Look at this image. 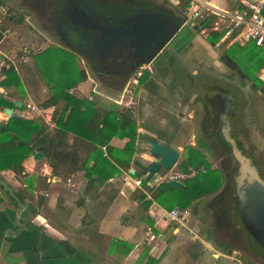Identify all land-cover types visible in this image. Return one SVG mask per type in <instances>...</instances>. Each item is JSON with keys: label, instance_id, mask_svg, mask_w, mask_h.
I'll use <instances>...</instances> for the list:
<instances>
[{"label": "crops", "instance_id": "0c3cea01", "mask_svg": "<svg viewBox=\"0 0 264 264\" xmlns=\"http://www.w3.org/2000/svg\"><path fill=\"white\" fill-rule=\"evenodd\" d=\"M156 1L157 4L163 2L162 0ZM169 1L182 10L188 0L185 4H182V0ZM208 3L212 7L210 14L214 15L213 20L209 26L203 28L205 32H202L203 29L198 28L199 22L196 26L193 25L195 28L193 29L201 33L210 31L207 36L211 37L214 35L211 32V26L218 18V11L230 10L236 2L234 0H208ZM77 5L80 4L77 3ZM114 5H116L115 0H107V3L102 5L105 6V10L103 9V15H99V19L92 13L94 8L86 9L83 6L81 8L78 6L81 13L76 14L75 18L79 22L81 18L79 16L86 15L89 23L95 24L96 27L103 26L107 28L96 44L97 52H99L103 60L112 59L114 57L112 53H114L116 47L121 46L123 43L120 40L118 44L110 45L106 49L102 47V37L108 33L110 34L109 28L116 26L110 23V18L114 16L112 15V12L115 11L113 9ZM130 12L134 15L139 13L142 16L140 19L135 20V24L138 23L136 25L144 23L143 25L146 26L149 25L147 23L151 20L160 19L156 11H150L148 6L137 12V8L133 3ZM22 27H16L13 31L22 29ZM188 28L190 29L191 27L185 23L177 27L171 40L174 49L176 48L179 51L188 49L192 40V36H184ZM193 29L192 34L197 37L198 33H193ZM10 35L0 37V58L3 52L12 54L21 45L33 44V42L20 44L11 38L12 36ZM31 39L34 42H40L41 46L49 45L47 39H43L42 42L36 38L31 37ZM48 39L51 43V39ZM60 42L57 46L69 54L72 59L75 58L78 62L80 61L83 64L81 71H84L88 76L87 79L71 88L69 92L78 98H88L94 101L99 110L118 106L120 110L127 111L118 103V99L122 94L117 96L112 87L101 86L100 80L97 78L99 75L109 74L108 70L111 69V66L109 64H99L93 70L87 66L86 55L82 51L70 47L62 39H60ZM219 42L222 41L220 40ZM212 45H214V48L208 45L211 49L210 53L213 58L218 60V56L222 51L219 49L220 46L215 43ZM136 48V46L133 47V50ZM16 62L17 69L14 70L18 73L23 87L14 85L12 90L8 91V88L1 83L7 76L6 69L0 74V99L8 103L3 106L0 105V120L5 121L7 126L12 118L8 119L4 110L13 108L14 112L23 116L22 119L35 124L33 128L28 126L20 135L22 139H29V137H36L35 133L42 124L47 125L49 130H53L56 127L55 115L57 110L59 111L65 106V102L60 100L57 104H46V101L54 96L53 82L56 81L53 79L52 74L49 75L46 72L47 76L44 74L43 70H41V65L38 64L34 57L32 59L29 55L24 60L18 59ZM212 66L218 69L221 68V63L217 61ZM78 73V68L75 66L73 73L75 78ZM92 75L95 77H92ZM153 79V76L148 72L142 78V84L138 89L140 102L143 99L148 100L150 97L149 94L148 96L145 95V88L150 92L157 91V88L152 84L153 82L151 83ZM16 100L23 103L21 108L15 104ZM105 101L107 104H104ZM27 102L35 103L41 111L34 112L30 110L26 105ZM148 104L149 102H147V107ZM128 111L132 112L138 126V138L135 141L134 149L130 150L126 147L130 138L118 132L111 139L110 146L111 154L129 161L130 167H121L120 174L113 175L102 184H99L98 181H91L90 179L92 177L95 178L97 175L87 176L86 169L79 170L69 177L53 174L45 155L43 159L38 161L33 158V152L38 147L33 148L31 154L23 161L22 165L25 169L23 173L17 174L11 169L0 171V179L2 180H0V183L5 187L0 186V264H31L33 262L31 258L35 257L31 248L39 236L46 239L48 244H56V249L63 252L68 264H95L97 256L95 254L99 253V251H105L114 257H136L135 261L130 260L131 264H137L138 260H143L142 263L145 264L148 259L147 253L157 256V264H242L240 251L237 248H230L228 246L229 243L216 237L221 235L223 238L228 232L216 225L218 218L203 212L196 215L198 213L197 207L200 204L199 198L194 199L186 208L188 212L187 220L186 224L182 225L171 221L168 217V211L171 208L165 206L164 202L169 199V195L160 198V200L154 197L160 184L166 178H178L184 182L186 178L193 177L195 170H199L201 167L190 166L188 171H185L181 166L185 159V148L194 145V134L188 126V119H182L184 127L182 131L178 132L177 137L172 142V146L181 152L178 163L166 175L163 176L161 174V177L154 182V180L148 181L145 179L146 173L142 176L136 175L138 171L143 169L142 166H137L136 161H140L143 165L149 163V160L143 154L147 151H141L144 146L140 143V137H143L142 141L146 147V135H154L152 132L154 130L149 128L144 122V116L149 114V112L148 110L145 111L142 114L143 119L140 120L138 112L133 109ZM153 121L170 130H174L177 123L174 119L162 116H156ZM73 138L74 134L71 133V142ZM102 150L104 155L108 154L106 147L103 146ZM83 155L86 156V153ZM138 156L141 159L137 158ZM95 164L96 162L93 160L91 165L95 166ZM132 169L135 170L134 173L131 172ZM200 170L205 172L206 169L202 166ZM217 172L219 173V171ZM139 179L143 180L141 185L136 182ZM221 187L215 193H212V196L216 195ZM177 189L179 188L173 187L172 191L167 194H177ZM15 193L20 194L21 197L19 198ZM173 207L180 208L177 204ZM191 209H193V213ZM229 218L233 224L232 226L240 231L238 224L240 222H238L237 215L233 213ZM172 225H175L176 228L165 240L160 239V234L164 230L168 231L171 229ZM72 227L81 229L86 240H88L86 248L81 246V243L68 242L69 230ZM150 229L157 234V238H150L148 233ZM182 230H185L190 235L182 236V240L186 241V247L184 253L177 256L174 253V248L179 245L182 247L183 245L181 244L180 235ZM247 234L252 238L251 232H247ZM172 236H175L180 241L172 242L170 244L171 248L165 253ZM145 240L148 243H144ZM143 244H145L144 248L141 246ZM123 249H129L130 251L125 254ZM209 254L214 258L211 263ZM216 261L219 262L217 263Z\"/></svg>", "mask_w": 264, "mask_h": 264}, {"label": "flooded vegetation", "instance_id": "af4514ba", "mask_svg": "<svg viewBox=\"0 0 264 264\" xmlns=\"http://www.w3.org/2000/svg\"><path fill=\"white\" fill-rule=\"evenodd\" d=\"M3 1L9 4L15 20L37 23L49 33L53 30L67 45L82 51L89 68L94 70L99 64H109V74L97 78L101 86L112 87L117 96L122 94L137 70V62L168 40L151 62V71H147L153 76L151 83L157 91L144 90L145 95L149 94L152 98L151 101L148 99V106L154 105L155 115L174 119L177 123L174 130H170L155 123L150 114L144 116V122L154 130V135L163 136L172 145L184 127L182 119H188V126L194 134V145L191 147L204 156L211 169L219 171L223 181L216 195L198 197L200 201L207 198L201 212L216 216V225L231 232L236 240L240 232L232 226L229 218L233 213L238 217L239 228L246 234L249 232L242 217L249 206L255 209V192L264 194V171L257 162L259 152L255 146V94L264 97V84L255 80L252 60L249 59L244 68L231 54L222 51L218 56L222 65L217 69L212 66L213 63L210 66L203 61H195L188 49H174L171 40L185 16L169 0H162L161 4H157L156 0H115L110 23L115 24L117 30L113 28L115 32L112 34L122 38L123 43L116 47L112 53L114 57L109 60H103L96 49L97 40L107 28L89 23L86 15H80L79 22L75 20L80 12L78 6L94 8L92 13L99 19L105 10L102 5L107 0ZM133 3L137 12L148 6L150 11H156L160 19H153L146 26L144 23L136 25L135 20L142 16L130 12ZM135 46L138 49L133 50ZM195 166H201V169L206 165L199 162ZM200 169L195 170L193 177L203 171ZM250 239V243L264 256V244L256 237ZM56 246L48 244L43 237H37L31 248L35 256L31 258V264H68L63 252ZM240 248L244 250V247ZM258 254H253L255 262L264 264V258L261 259Z\"/></svg>", "mask_w": 264, "mask_h": 264}, {"label": "trees", "instance_id": "16d2710c", "mask_svg": "<svg viewBox=\"0 0 264 264\" xmlns=\"http://www.w3.org/2000/svg\"><path fill=\"white\" fill-rule=\"evenodd\" d=\"M186 1L182 0V4H185ZM213 18L214 15L209 14L200 20L198 28L203 29L209 26ZM19 22L22 21L19 20ZM213 34L216 39L214 43L216 44L217 41L221 40L223 32L215 31ZM225 43L226 41L221 42V44ZM235 45H229V48ZM252 47L254 54L250 59L253 60L255 57V69H258L264 66V48ZM40 58L42 60L39 63H41L43 69L47 68L46 70H50L48 67L51 61L58 62L59 73L62 75L59 79L58 75L52 74L53 79L56 81L53 82L54 96L48 99L46 104H57L62 100L65 102V106L59 111L57 110L55 115L56 127L53 130H49L47 125L42 124L35 133L36 137H29V139H22L20 135L28 126L33 128L35 124L22 118L10 119L7 126L5 125L4 129L0 131V171L11 169L17 174L23 173L25 171L22 165L23 161L31 154L33 148L39 146L43 147V153L55 175L69 177L79 170L86 169L87 176L97 175L95 178L92 177L91 181H98L99 184H102L113 175L120 174L121 167L129 168V161L111 154L110 141L118 132L130 138L126 147L130 150L134 149L135 141L138 138V126L132 112L118 110L114 107L99 110L94 101L88 98H78L69 92L71 88L87 79L88 76L79 69V73L75 78V74H73L75 62L63 50L48 48ZM5 72L7 76L1 83L8 88V91L12 90L14 85L23 87L18 73L13 68L6 69ZM255 80L262 84L259 78L255 77ZM5 104L8 103L0 99V105ZM71 133L74 134L72 142L70 141ZM103 146L106 147L108 154L104 155ZM84 153H86V156L83 155ZM93 160L96 162L95 166L91 165ZM199 162L206 165L204 166L206 171H200L197 176L186 178L184 189H177V194H167L172 191L173 187L164 181L160 184L154 197L157 200L167 195H169V199L188 197V202L177 204L180 208L186 209L199 196L215 193L221 187V175L211 169V166L204 160V156L188 146L185 150V159L181 164L182 168L188 171L190 166H195ZM144 173L145 170L142 169L136 175L142 176ZM0 186L5 188L2 183H0ZM15 195L21 197L18 193H15ZM174 205H168L167 207L172 208ZM123 251L128 254L130 250L123 249ZM141 263L142 261L138 260L137 264ZM145 264H157V259L149 256ZM244 264L253 263L246 260Z\"/></svg>", "mask_w": 264, "mask_h": 264}, {"label": "rangeland", "instance_id": "374dc122", "mask_svg": "<svg viewBox=\"0 0 264 264\" xmlns=\"http://www.w3.org/2000/svg\"><path fill=\"white\" fill-rule=\"evenodd\" d=\"M19 26L20 27L23 26L22 29H15L10 36H12L11 38L16 40L20 44L33 42L32 45H33V47L35 49L32 51L30 56H31L32 59L34 57V59L38 62V64L41 65V63H39V61L42 60L40 57H41V55H44L45 50H47L48 48L62 49V48L57 46V44L61 43V42H60L59 36L56 34L55 31L52 30L49 33L47 31L43 30L37 23L30 24V23H28L27 20H25L22 23H19ZM189 26L191 27L190 29L188 28L189 31L187 30L184 33V36L185 35L186 36L187 35L192 36V40H191L190 45L188 47L189 54L196 59L195 61H203V62L207 63V65H210V64H212L214 62L219 61V60L213 58V56L210 53L211 49H210V47H208V45H210L211 47L214 48V45H212L214 42H216L215 41L216 39H215L214 35H212L211 37H208L207 35L210 34V31H207V33H201L198 30L195 31L194 30L195 28L190 23H189ZM192 29H193V33L194 32L198 33L197 37H199V38L193 36ZM46 36H47V38H46ZM31 37L39 39L41 42H42L43 39H47L49 45L48 46L47 45H42L41 46L40 42H38V43L34 42L31 39ZM48 38L51 39V41H52L51 43L49 42L50 40ZM8 40H10V39H8ZM220 44H221V42L217 41L216 45L220 46L219 49L221 51L228 52L229 54H231L232 57L237 59L242 64V66L244 68L247 67L248 64L246 62L254 54V52L252 50L253 47L251 48V46H253L252 44H247L245 47H242V46L236 44L232 48H229V45H228L227 42L225 44H222V45H220ZM15 49H16V47H15ZM16 51H14L12 54L15 55L17 53ZM73 60L75 62V66H77L78 70L79 69L81 70L83 64L80 61L78 62L75 58H73ZM251 65L255 69V57L253 58ZM48 68L52 72H49L50 70H46L47 68L43 69L42 65H41V70H43L44 74H45V72L49 73V75L56 74V75H58L59 79L62 77L61 73H59V63L58 62H56L54 60L51 61ZM92 77H95V76L92 75ZM255 77L259 78L262 81V84H264V66H262V67H260L258 69H255ZM258 83H259V81H258ZM149 98L148 99L151 101L152 98L151 97H149ZM147 102H148V100L143 99V100H141L139 105L136 104L132 108L133 110H135V112L139 113L138 118L140 120L143 119V115L142 114L145 111H147V110H148L151 118H156V115H155L156 110H155L154 105L152 104V106H148L147 107L146 106ZM104 104H107L106 101H105ZM116 108L120 110V108L118 106ZM134 115H135V113H134ZM140 140H141L140 143L142 144V146H144V147L141 148V151H147V149H146V147H145V145H144V143L142 141L143 137H140ZM255 146H256V148L258 149V152H259L258 155H257V162L261 165L260 167L264 171V97L261 96V95H256V94H255ZM137 158L141 159V157H139V156ZM153 180H154V182H156L158 179L154 178ZM131 185H133V184H131ZM154 185H156V183H154ZM188 200H189L188 197H184V198L181 197L179 199L178 198H172V199H169V200L165 201L166 202L165 206L172 205V204L176 205V204H180V203H183V202H188ZM206 201H207V198H204L202 201H200V204L197 207L198 213L196 215L201 214L202 207L206 203ZM191 210H192V213H193V209H191ZM192 215H194V214H192ZM225 231H227V230H225ZM239 232H240L239 233V238L237 240L232 238L231 232H227L226 235L222 232L225 235L223 238L221 237V235L220 236H216V237H218V239L225 240L226 243H229L230 245L228 244V246H230V248L231 247L237 248L238 251H240L239 253H240V257L242 259V264H244L246 260H250L254 264H259V263L255 262V259L253 258V254L255 255V253L258 254L259 252L256 250L255 246L252 243H250V240H251L250 239L251 238L250 235L246 234L243 230H240ZM69 233L70 234L68 235V237H69L68 242L81 243V246H83L84 248L87 247L88 240H86V237L84 236V234H83V232L81 231L80 228L72 227V228H70ZM180 235H181V242H182L181 244H183V245H182V247H180V245H179V246L174 248V253L177 254V256L178 255L180 256L181 254H183L184 253V249L186 247L185 246V242L186 241L182 240V238H183L182 236L183 235H187L188 236L190 234L188 232H185V230H182L180 232ZM241 238L243 239L242 243H241ZM174 241L179 242L180 240L177 239L175 236L174 237L172 236L171 240H170V243H169L168 247L166 248L165 253L168 252V250L171 248L170 244L172 242H174ZM145 242L148 243L147 240H145L144 243ZM241 245H243V246H241ZM141 246L144 248L145 244H143ZM240 247H244L245 251L241 250ZM230 248H229V250H230ZM142 250H141V252H142ZM95 255H97L95 264H131L130 260L131 261H135L136 260V257L127 258L128 256H124V257L110 256L105 251H99V253H96ZM258 255H260L259 257L261 259L264 258V256L262 255L261 252ZM146 256L147 257H149V256L154 257L155 255L152 256V255H149V253H147ZM156 257L157 256H155L154 258H156ZM209 257H210V263H211L214 260V258H212L210 254H209ZM216 262L218 263L219 261H216Z\"/></svg>", "mask_w": 264, "mask_h": 264}, {"label": "built area", "instance_id": "2783aa9c", "mask_svg": "<svg viewBox=\"0 0 264 264\" xmlns=\"http://www.w3.org/2000/svg\"><path fill=\"white\" fill-rule=\"evenodd\" d=\"M236 4L230 10L218 11V18L211 26V32L221 31V41L228 45L239 44L246 46L252 44L264 48V0H234ZM212 7L208 0H188L183 8L186 17L185 24L196 26L211 12ZM19 21L14 19L13 11L8 3L0 0V33L2 36H9L13 29L19 26ZM205 32V29L202 30ZM35 48L33 45L24 44L17 49L15 55L10 52H3L0 58V74L4 69H17V60H24ZM17 59V60H16ZM151 71V62L142 63L127 83L124 92L118 99V103L125 110H132L138 103V89L145 72ZM27 107L34 111H41L35 103L27 102ZM141 185L143 180L136 181ZM188 212L186 209L173 207L168 211V217L177 224H186ZM151 239L157 238L153 230L148 231Z\"/></svg>", "mask_w": 264, "mask_h": 264}, {"label": "water", "instance_id": "95a60500", "mask_svg": "<svg viewBox=\"0 0 264 264\" xmlns=\"http://www.w3.org/2000/svg\"><path fill=\"white\" fill-rule=\"evenodd\" d=\"M181 14L183 11L181 10ZM186 17H184L180 24L181 26L185 23ZM115 30H117L114 27ZM114 29L112 28L110 34H106L102 37L101 42L103 43L102 47L106 49L110 45L118 44L122 38L118 36H113ZM122 32V31H120ZM168 43V40L164 41L160 46L155 48L153 51L148 52V55L137 62L136 67H139L142 63L152 62L156 57L161 53L163 47ZM138 49V47H137ZM15 104L21 108L23 103L16 100ZM5 114L7 118H22L23 116L14 112L13 108H6ZM5 127V121L0 120V131ZM146 149L147 152L143 154L146 156V159L149 160L147 165H143L141 162H137V166L143 165L145 170V179L150 181L154 178L161 177V174L166 175L168 171L173 169V167L178 163L180 158V150L172 146L168 139L163 136H157L156 134L146 138ZM33 158L38 161L44 158L43 147H38L33 152ZM132 173L135 172L134 169L131 170ZM171 187L182 189L185 187V183L178 178H166L165 180ZM244 225L247 227L252 236L257 238L262 244H264V194L255 192V209L253 206H249L246 210V213L242 217ZM232 223V222H231ZM233 225V224H232ZM172 228L168 231H163L159 238L165 240L167 236L175 229V225L171 226ZM236 261V260H235Z\"/></svg>", "mask_w": 264, "mask_h": 264}]
</instances>
